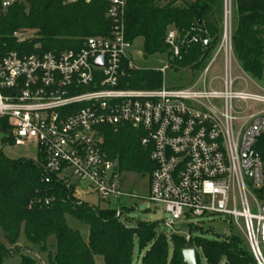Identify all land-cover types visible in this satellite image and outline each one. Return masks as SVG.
Here are the masks:
<instances>
[{"label": "built area", "instance_id": "built-area-1", "mask_svg": "<svg viewBox=\"0 0 264 264\" xmlns=\"http://www.w3.org/2000/svg\"><path fill=\"white\" fill-rule=\"evenodd\" d=\"M20 1L2 0V6ZM80 1L92 2L64 3ZM109 1L107 36L89 37L80 49L0 56V129L7 132L6 141L37 143L44 182L55 177L74 190L70 178H76L101 201L115 203L122 222L140 199L164 206L165 224L172 228L178 221L225 216L243 234L255 264H264V86L251 80L257 90L248 83L236 87L234 0H223L221 39L203 68L202 84L163 83L157 89L123 85L126 68L137 69L129 53L127 0ZM13 36L22 43L33 35ZM186 40L173 28L166 37L175 56ZM219 56L224 76L216 89L207 75ZM101 57L103 65L97 66ZM128 125L141 131V146L154 165L145 197L123 189L118 163L104 150V129ZM38 201L50 206L54 197Z\"/></svg>", "mask_w": 264, "mask_h": 264}, {"label": "trees", "instance_id": "trees-1", "mask_svg": "<svg viewBox=\"0 0 264 264\" xmlns=\"http://www.w3.org/2000/svg\"><path fill=\"white\" fill-rule=\"evenodd\" d=\"M236 6L233 45L236 59L248 74L264 82V0H234ZM109 0L80 1L21 0L3 8L0 0V56L11 51L19 54L80 49L93 36L110 33ZM126 32L132 42L143 40L146 55L167 52L171 67L188 68L197 74L204 68L220 42L223 0H174L159 6L157 0H127ZM173 28L187 37L178 56L166 43ZM32 30L34 34L19 43L14 32ZM200 37L199 43L189 37ZM208 40L209 45L204 42ZM161 71L126 68L123 85L130 89L161 88ZM104 150L118 160L121 171L146 174L154 168L149 153L140 145L136 132L123 126L115 131L104 129ZM54 197L50 206L39 198ZM72 218L87 227L88 236L68 223ZM158 223L140 222L130 227L116 216V209L91 206L79 199L73 189L55 177L43 180L41 164L28 160L11 161L0 150V264L12 259V249H19L21 236L47 254L50 264H134L136 246L142 264H183V251L197 250L208 264H255L245 239L238 231L221 240L203 237L187 240L175 234L168 240L157 235ZM201 229L190 226V231ZM52 240L54 242H52ZM172 246V247H171ZM53 247L54 252L51 248ZM19 264H35V259L21 254Z\"/></svg>", "mask_w": 264, "mask_h": 264}, {"label": "rangeland", "instance_id": "rangeland-1", "mask_svg": "<svg viewBox=\"0 0 264 264\" xmlns=\"http://www.w3.org/2000/svg\"><path fill=\"white\" fill-rule=\"evenodd\" d=\"M174 0H157V4L159 6H163L165 4L171 3ZM235 17H236V6L233 4V25L235 26ZM22 32H27L29 35H33L34 31L25 30ZM181 38V37H180ZM129 53L134 61V64L137 69L141 70H155L161 71L164 78V85L167 88H182L187 87L191 84H196L200 81L202 84L203 69L197 74H193V72L188 69H180L176 70L174 67H171L170 64V56L167 52H159L152 55H146L143 50V40L141 38L136 39L132 42ZM216 55V51H214L208 61H212L214 56ZM209 62V63H210ZM224 76V60L223 56H219L214 63L211 65V69L207 75V84L210 85L213 83V86L216 89L222 88V83L220 78ZM233 78L236 79V87L243 88L246 83L249 84L250 89L257 90V86H255L251 80L255 83L264 86V82L248 75L241 67L239 62L234 61L233 63ZM137 137L139 138V142L141 145V131L135 129ZM8 134L5 130L0 129V150L3 155L11 160H28L33 162H38L41 159V149L40 146L35 143H27L22 146H14L10 142H7ZM147 152V151H146ZM148 153V152H147ZM119 170L121 168L119 166ZM123 175V189L128 193H134L141 197H145L148 195L149 186H150V171L146 174L136 173L131 171H121ZM70 183L72 187H74L75 195L81 199L82 201L89 203L91 206H98L101 209L107 207H113L115 203H108L105 201H101L97 195L91 192L90 188L85 183H80L76 178H70ZM126 204L132 203L130 200L124 201ZM137 208L133 210L126 211L125 217L126 221H123L126 225L130 227H136L140 222L144 223H158L157 235L164 236L171 245V238L176 234V231L181 229L177 234L185 235L190 234L194 238L203 237L208 240H221L223 237L230 236L233 232L235 233L237 230L233 225L230 224L228 218L225 216L218 215H210L205 216L203 218H193L188 221H178L175 223L174 228L169 227L165 224L168 221V215L165 212L164 206L160 204L149 203L148 200L140 199L134 201ZM123 207V206H122ZM128 210V209H126ZM68 223L74 229H79L82 232L84 237L88 236L87 227L72 219L68 218ZM190 224L195 225V227H199L201 229L190 231ZM243 235L241 232H238ZM243 237V236H242ZM244 238V237H243ZM0 240L4 241V235L0 228ZM52 242H54L52 240ZM151 245L149 244L142 251V256L139 257L138 252V244L136 246V257L134 260V264H142V257L145 255L147 250H149ZM172 247V246H171ZM51 247H49L50 249ZM52 252L55 249L51 248ZM21 254H26L35 259V264H50L49 258L47 254L41 253L37 246L30 244L27 242L24 236H21L19 249H12V259L6 261L4 264H19V256ZM201 264H208L202 253H200ZM227 260L224 259L221 264H226ZM96 264H103L101 259L96 260Z\"/></svg>", "mask_w": 264, "mask_h": 264}, {"label": "water", "instance_id": "water-1", "mask_svg": "<svg viewBox=\"0 0 264 264\" xmlns=\"http://www.w3.org/2000/svg\"><path fill=\"white\" fill-rule=\"evenodd\" d=\"M205 46L209 45V41L206 40L204 42ZM97 66H102L103 65V57L101 59L97 60L95 63ZM118 163V160H115V164ZM183 264H198L197 261V251L194 248H187L183 251Z\"/></svg>", "mask_w": 264, "mask_h": 264}]
</instances>
